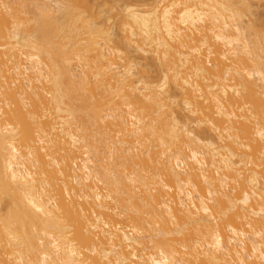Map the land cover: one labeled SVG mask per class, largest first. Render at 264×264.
I'll return each mask as SVG.
<instances>
[{
	"label": "bare ground",
	"instance_id": "6f19581e",
	"mask_svg": "<svg viewBox=\"0 0 264 264\" xmlns=\"http://www.w3.org/2000/svg\"><path fill=\"white\" fill-rule=\"evenodd\" d=\"M118 1L0 0V264H264V0Z\"/></svg>",
	"mask_w": 264,
	"mask_h": 264
},
{
	"label": "rangeland",
	"instance_id": "374dc122",
	"mask_svg": "<svg viewBox=\"0 0 264 264\" xmlns=\"http://www.w3.org/2000/svg\"><path fill=\"white\" fill-rule=\"evenodd\" d=\"M39 1H40V0H39ZM114 1H118V0H114ZM120 1H122V0H120ZM136 1H137V2H135L136 4L144 5V4H147L149 0H136ZM118 2H119V1H118ZM122 2H123V1H122ZM122 2H119V3H120V6L123 5ZM49 3H50V2H49ZM108 6H109V5H108ZM108 6H107L105 9H104V8H103V9H104V10L109 9L110 7H108ZM107 16H108V15L105 16V14H104L102 19H104V18L107 17ZM116 31H117V29L114 28V29H113V32H116Z\"/></svg>",
	"mask_w": 264,
	"mask_h": 264
}]
</instances>
